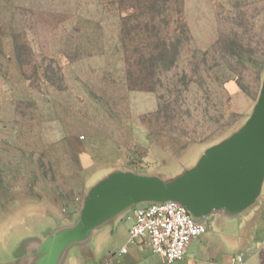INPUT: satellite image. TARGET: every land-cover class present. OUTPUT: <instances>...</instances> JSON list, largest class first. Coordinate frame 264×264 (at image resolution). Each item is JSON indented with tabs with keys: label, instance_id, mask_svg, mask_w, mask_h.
I'll return each mask as SVG.
<instances>
[{
	"label": "rangeland",
	"instance_id": "rangeland-1",
	"mask_svg": "<svg viewBox=\"0 0 264 264\" xmlns=\"http://www.w3.org/2000/svg\"><path fill=\"white\" fill-rule=\"evenodd\" d=\"M263 79L264 0H0V241L30 214L72 221L111 170L178 176L244 124ZM242 217L190 257L233 264ZM126 227L77 264L105 262Z\"/></svg>",
	"mask_w": 264,
	"mask_h": 264
},
{
	"label": "water",
	"instance_id": "water-1",
	"mask_svg": "<svg viewBox=\"0 0 264 264\" xmlns=\"http://www.w3.org/2000/svg\"><path fill=\"white\" fill-rule=\"evenodd\" d=\"M201 152L196 163L171 179L128 169L109 171L89 185L72 221L30 214L15 222L19 228L11 245L0 241V264H75L93 256L101 229L147 203L177 202L207 228L216 220L232 226L229 221L243 216L241 227L264 197V79L244 124Z\"/></svg>",
	"mask_w": 264,
	"mask_h": 264
},
{
	"label": "built area",
	"instance_id": "built-area-1",
	"mask_svg": "<svg viewBox=\"0 0 264 264\" xmlns=\"http://www.w3.org/2000/svg\"><path fill=\"white\" fill-rule=\"evenodd\" d=\"M125 219L129 222V243H145L152 255L160 257L163 264L185 260L190 245L208 231L177 202L143 204L129 212ZM124 252L125 248L120 254ZM235 263L243 264L242 257H238Z\"/></svg>",
	"mask_w": 264,
	"mask_h": 264
},
{
	"label": "crops",
	"instance_id": "crops-1",
	"mask_svg": "<svg viewBox=\"0 0 264 264\" xmlns=\"http://www.w3.org/2000/svg\"><path fill=\"white\" fill-rule=\"evenodd\" d=\"M256 210L253 212L254 214L252 213V215L242 223L239 229L240 233H238L240 236L238 237L235 235L230 237L237 245V248L239 247V249H241L237 258L242 257L244 264H264V206L261 210ZM128 230L129 227H126L125 236L128 240L122 244V247L117 252L110 253L109 256L105 258L106 261L100 262V264H163L162 259L158 256L152 255L149 247L145 243L139 242L137 244H130ZM123 248L126 249V252L120 254V251ZM146 249H148L149 252L148 255L145 256L143 253L144 251H147ZM126 253L130 254L124 259L123 256L126 255ZM190 254L189 248L185 260L175 264H204L203 260L201 261L191 258ZM237 258H232L233 264H236L235 260ZM79 260L77 259L75 264H77ZM225 264L232 263L228 262Z\"/></svg>",
	"mask_w": 264,
	"mask_h": 264
}]
</instances>
